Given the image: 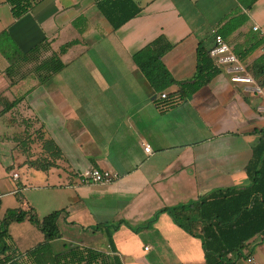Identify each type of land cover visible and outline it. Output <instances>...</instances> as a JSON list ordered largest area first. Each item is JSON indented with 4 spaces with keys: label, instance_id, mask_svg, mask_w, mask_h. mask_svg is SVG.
I'll return each mask as SVG.
<instances>
[{
    "label": "crops",
    "instance_id": "crops-1",
    "mask_svg": "<svg viewBox=\"0 0 264 264\" xmlns=\"http://www.w3.org/2000/svg\"><path fill=\"white\" fill-rule=\"evenodd\" d=\"M102 1L41 0L14 19L0 0V33L6 31L21 52L38 45L44 58L65 51L59 54L64 69L43 85L28 75L12 86L0 53V95L9 101L25 96L17 107L22 117L36 119L43 137L61 152L55 167L32 172L19 196L16 167L26 159L7 134L21 132L17 108L0 117L6 130L0 144H11L10 161L0 157V219L17 208H31L38 218L61 211V237L50 244L54 252L73 244L118 264H205L200 241L166 212L149 229L130 227L213 190L249 184L244 169L264 131V74L250 71L264 55V0H132L139 14L116 30L97 7ZM215 35L252 83L232 82L229 68L211 58L220 73L185 100L170 101L151 88L132 59L163 36L171 45L164 67L176 82L187 81L196 71L197 47L210 51ZM27 68L31 64L22 70ZM177 91L171 86L164 93ZM93 168L118 177L83 183L81 175ZM8 233L21 252L43 241L28 222L10 224ZM245 254L264 264L260 237L248 241L235 264H246Z\"/></svg>",
    "mask_w": 264,
    "mask_h": 264
},
{
    "label": "trees",
    "instance_id": "trees-1",
    "mask_svg": "<svg viewBox=\"0 0 264 264\" xmlns=\"http://www.w3.org/2000/svg\"><path fill=\"white\" fill-rule=\"evenodd\" d=\"M40 1L5 0V3L11 16L18 19ZM97 7L114 30L140 12L132 0H103ZM39 49H43V45L23 53L6 31L0 33V53L8 63L5 76L10 86L28 75L36 79L39 85H43L64 69L65 65L59 58V54L65 52L64 48L59 54L53 53L45 58L38 55ZM170 49L168 41L159 36L132 56L151 88L157 94H164L170 101L185 100L220 73L209 56V50L199 45L194 76L190 80L176 82L162 63V57ZM28 64H31V68L22 70ZM250 71L253 74H264V55L252 63ZM171 86H177L178 91L164 93ZM24 97H15L9 101L0 95V117L16 109ZM17 124L21 133L13 138L25 156L24 163L43 171L55 167V160L60 158L61 152L53 140L43 137V127L38 125V121L22 117ZM33 142L37 143L40 151L35 156L31 153ZM32 157L34 158L31 159ZM244 171L249 178L246 186L213 190L196 201L161 209L144 225L130 228L135 232L149 229L158 214L166 212L175 225L200 241L205 264H235L236 258L241 256L242 250L252 238L260 237L264 243V131L253 146L252 159ZM60 213L61 211H55L38 218L31 208L7 210L0 219V264H118L114 257L104 252L73 244L54 252L50 244L61 237L58 227ZM23 222L35 227L42 234L43 241L21 252L14 247L8 227L12 223ZM118 227L119 224L115 229ZM248 255L250 254L243 255V258Z\"/></svg>",
    "mask_w": 264,
    "mask_h": 264
},
{
    "label": "built area",
    "instance_id": "built-area-1",
    "mask_svg": "<svg viewBox=\"0 0 264 264\" xmlns=\"http://www.w3.org/2000/svg\"><path fill=\"white\" fill-rule=\"evenodd\" d=\"M254 30H257L255 27ZM214 46L209 51V56L215 61L217 66H227L229 71L232 73L230 80L232 82H242V83H252V80L247 76H241L245 74L243 65L238 61L236 56L231 52L228 45H226L219 35H215ZM264 51V46H263ZM258 90V89H256ZM161 98L164 99L165 95L162 94ZM144 151L146 153L150 152V147L148 145L144 146ZM117 174L112 171H105L93 168L89 171L84 172L81 175V181L83 183L91 184H107L117 179ZM11 178L16 180L18 175L16 173L11 174ZM246 264H261L257 262L251 255L244 258Z\"/></svg>",
    "mask_w": 264,
    "mask_h": 264
},
{
    "label": "rangeland",
    "instance_id": "rangeland-1",
    "mask_svg": "<svg viewBox=\"0 0 264 264\" xmlns=\"http://www.w3.org/2000/svg\"><path fill=\"white\" fill-rule=\"evenodd\" d=\"M16 111H17L16 112V114H17L16 116L18 117V120L20 121V119H22V114L19 112L18 109ZM35 127L36 126H33V128H35ZM2 131H3V134H2ZM5 131H6L5 127H2V125H1V127H0V136L4 135ZM19 133H21V132H19ZM7 134L10 137H13V136L15 137L18 134V129L16 131H9L8 130ZM0 139H2V138H0ZM1 144H5V145H3V147L0 146V155H1L0 157L5 162H9L10 161L11 151L8 150V148L11 147V144H8L6 141H4V142L2 141ZM31 149H32L31 153H32L33 156L37 155L40 152L37 143L33 142L32 145H31ZM21 154H23V153L21 152ZM16 170L21 176V180L17 183V185L21 187L20 188L21 190L19 191V196H21V194H20L21 192H22V194H24L23 190H22V187H25V188L27 187L28 188L29 185L31 184L30 180H31L32 172H39V173L45 172V171H43L41 169H38V168H35V167H30L28 164L23 163V162L17 165ZM46 171H48V170H46ZM38 177H41V176H38ZM12 236H14V237L17 236L15 231H12Z\"/></svg>",
    "mask_w": 264,
    "mask_h": 264
}]
</instances>
